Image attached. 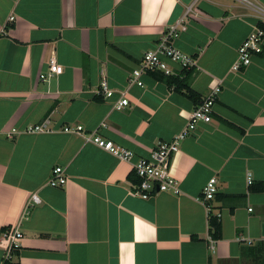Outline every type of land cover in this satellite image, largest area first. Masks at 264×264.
<instances>
[{
	"label": "crops",
	"instance_id": "crops-1",
	"mask_svg": "<svg viewBox=\"0 0 264 264\" xmlns=\"http://www.w3.org/2000/svg\"><path fill=\"white\" fill-rule=\"evenodd\" d=\"M248 1L264 9V0ZM172 26V45L195 59L198 101L218 85L221 92L211 122L171 157L180 194L142 199L131 194V163L85 135L96 132L136 159L183 130L198 102L150 75L142 88L128 85ZM256 26V13L233 0H0V240L18 226L13 262L264 264V191H251L264 184V42L247 67L232 70ZM52 57L63 72L43 81ZM102 81L112 98L100 93ZM118 91L129 102L121 111L113 109ZM36 126L46 130L26 132ZM77 126L83 135L63 132ZM11 130L18 133L9 138ZM56 167L63 187L47 185ZM211 178L227 197L220 240L209 236L201 202ZM32 195L39 203L25 212Z\"/></svg>",
	"mask_w": 264,
	"mask_h": 264
},
{
	"label": "built area",
	"instance_id": "built-area-1",
	"mask_svg": "<svg viewBox=\"0 0 264 264\" xmlns=\"http://www.w3.org/2000/svg\"><path fill=\"white\" fill-rule=\"evenodd\" d=\"M245 5L254 11L259 20V26H256L247 38L241 43L237 50V58L234 62L232 70L238 72L241 68L247 67L253 55L262 52L264 42V9L254 5L248 0H233ZM178 36V27L172 26L161 34L152 50L143 53L139 65L133 69L128 78L129 86L143 87L142 77L150 73L160 72L165 76H178L184 71L195 69V59L176 49L172 45L173 39ZM173 67H176L174 69ZM63 72L61 66L58 65L55 58L52 57L48 62V69L40 75V79L45 81L49 77L59 76ZM100 93L105 99L114 96L115 91L108 88L105 81L100 84ZM221 92L220 85L211 88L199 101V104L192 110L188 122L183 130L169 142H159L151 151L148 157L136 158L135 155L120 146L115 145L112 141L101 138L96 132L85 135L86 141L94 144L99 149L113 155L123 162L131 163V169L134 176L138 179V183L132 187L131 194L142 199L150 198L158 193L180 194L178 181L171 175L169 165L171 157L175 155L179 149L181 141L190 136L197 125L200 123L208 124L211 122V114L213 106ZM118 99L113 105V109L121 111L129 104L126 91H118ZM105 127V125H101ZM46 130L45 126L30 127L27 133L42 132ZM63 132L70 134H84L82 126L64 127ZM18 133L17 130H11L8 133L10 138L13 134ZM67 183V178L63 174L60 167L52 170L47 185L50 187H63ZM248 184L251 179L248 178ZM217 194V181L215 178L209 179L201 192V202L205 205L209 213L211 208L208 203L213 202ZM39 203L35 195L29 198L26 203L25 212L33 205ZM22 233L18 226L6 229L1 234L0 248L2 250L1 264H12L15 258V252L18 251ZM210 241V239H209ZM212 244V241H210Z\"/></svg>",
	"mask_w": 264,
	"mask_h": 264
},
{
	"label": "trees",
	"instance_id": "trees-1",
	"mask_svg": "<svg viewBox=\"0 0 264 264\" xmlns=\"http://www.w3.org/2000/svg\"><path fill=\"white\" fill-rule=\"evenodd\" d=\"M195 74V69H191L189 71H184L183 73H181L178 76H165L160 72H154V73H150L149 75L159 81L164 83L165 85H167L169 88H173L174 91L183 94L184 96H186L187 98H189L190 100H193L194 102H198V97L197 95L191 90L190 88V82L193 79ZM138 183V179L136 181V184ZM264 191V184L258 185L257 187L252 188L251 191ZM227 197L224 196H218V194H216L213 202H219L221 204H223L220 208H213V202L208 203V206L211 208L210 212L208 213V229H209V236L213 239V240H220L221 239V222H220V216H219V212L220 209L226 204ZM234 207L231 206V209H233ZM17 255V253L15 252V256ZM12 264H18V263H12Z\"/></svg>",
	"mask_w": 264,
	"mask_h": 264
},
{
	"label": "water",
	"instance_id": "water-1",
	"mask_svg": "<svg viewBox=\"0 0 264 264\" xmlns=\"http://www.w3.org/2000/svg\"><path fill=\"white\" fill-rule=\"evenodd\" d=\"M262 235L264 236V225L262 227Z\"/></svg>",
	"mask_w": 264,
	"mask_h": 264
}]
</instances>
